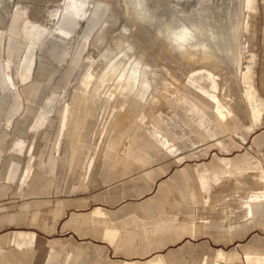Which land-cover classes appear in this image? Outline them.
Here are the masks:
<instances>
[{"label": "rangeland", "instance_id": "1", "mask_svg": "<svg viewBox=\"0 0 264 264\" xmlns=\"http://www.w3.org/2000/svg\"><path fill=\"white\" fill-rule=\"evenodd\" d=\"M104 1L111 2L112 6L109 10L101 3L91 6L93 19L103 22V15L119 11L120 17L112 26L115 29L111 27L98 46L90 43L92 34L84 51L80 56H75L78 40L86 30V20L81 19L73 36L67 39L66 50L61 59L54 61L60 68L47 86H44L42 79L36 77L37 64L40 58L52 59L37 48L32 51L26 49L20 37L9 34L8 25L11 15L21 12L30 20L53 29L57 26L65 0H10L6 14L1 16L0 30L4 35L5 47L0 57V81L9 76L13 82L12 90L20 92L22 96L18 105L12 103L0 113V130L4 136L0 141V147L3 149L0 168L18 141L17 127L35 116L40 102L46 100L47 94L56 91L54 103H68V108L63 135L54 147L59 156L57 173L49 175L42 171L43 180L35 182L36 174L41 173L38 168L39 152H47L53 148L60 123L59 116L50 113L49 118L53 117V123L52 126H46L48 129L45 136H41L40 130L35 134L25 133L26 148L32 145L31 151L25 150L23 154L14 151V155L21 161L22 169L29 170L25 181H0V264H31V260L37 257L36 249L19 245L18 242L6 241L12 235L20 241L21 238L16 233L19 230L36 232L38 240L48 244L52 251L57 253L55 264H231L227 257L232 252L243 256L246 252H259L264 256V221L261 223L239 217L244 197L252 191L264 190V179L259 177V174L264 176V145L258 146L255 138L256 134L264 132V0H251L250 7L245 8L246 25L241 36L242 66L240 65L239 69L236 66L240 73L236 72L231 76L236 77L232 86L224 85L225 63H217L218 67L216 63H210L209 66V63H199L200 60L197 59H194V63L193 59L192 63L179 60L177 62L174 55L173 60L171 55L170 59L167 58L165 47L156 49L155 45L159 41L154 46L151 45L153 49L149 47L148 39L151 38L148 37L153 35L149 34L148 39L141 36L140 45L144 47L139 46V50H148V56L153 63H160V66L154 68L161 70L160 73L165 71L162 77L166 76L170 83L167 81L164 85L166 90L157 96L161 98L159 102L152 105L149 111H142L143 115L140 112V115H135L132 107L128 105L117 109L119 116L113 122L112 131L106 140L102 138V132L108 122L104 120H109L116 109L107 110L105 106H100L101 103L105 105L107 102L102 92L94 97L93 106L87 105V98H91L88 96L91 87L87 85L86 72L91 62L99 60L105 47L106 54L103 58L110 60L108 57L115 52L114 40L123 30L127 21L125 18L128 16L125 15L123 0H119L120 4L116 0ZM208 1L218 9L231 8L233 3H241V0H237L239 3L235 0ZM170 2L177 6L182 1ZM199 4L201 5L200 0H185L184 6L190 10L198 8ZM127 32L130 33L131 30ZM95 34L100 37L101 32ZM9 40L12 45L22 46L17 57L13 59L8 56ZM135 49L127 46L121 62L131 59ZM160 49L165 53L157 54ZM26 56H31L33 63L30 77L24 81L18 74V62L19 58L24 60ZM213 65H217V69ZM119 66L116 68L119 69ZM207 69L212 71L213 78L208 77ZM195 71L201 72L199 75L204 74L200 84L215 93L226 108L237 113L241 121L239 126L232 128L224 121H219L217 116L212 117L206 112L199 113L192 106L191 100L187 101V98L193 95L188 88V79ZM148 72L150 73V67ZM171 72L179 78L174 75L172 77ZM214 80L217 88H212ZM27 84H31L28 95L23 92V87ZM42 88L45 90L41 94ZM246 91L252 93L248 102ZM241 97L243 98L240 99ZM238 104L243 106L242 111H239ZM254 106L261 113L256 122L249 116ZM101 109L106 110L104 120L98 122L96 115ZM182 114L191 117L195 123H189ZM160 120L176 133L178 138L174 142L179 147L175 154L163 162L144 166L132 159V155L125 153L132 150L142 155L146 161L153 159L147 156L142 143L130 139L129 135L114 139L123 126L130 127L128 132L138 125L151 132L153 126L160 125ZM89 123L90 127H87ZM209 129L214 133L209 137L203 136L202 132ZM85 134L88 136L87 140L81 138V135ZM88 147L91 150L87 155ZM238 155L251 156L252 164L257 167L237 170L230 166ZM179 156H182L181 161L176 160ZM211 160H219L224 166H230V172L219 183L207 187L202 184V179L209 174L208 164ZM187 163L190 164L192 173L188 182L189 196L185 201L188 208L186 212H177L176 192L170 188L157 189V185L166 176L174 177ZM179 184L187 183L179 181ZM30 185H34L32 190ZM86 194H98L108 205L97 208L92 206L86 210ZM252 195L259 197L263 194L256 192ZM130 200L139 202L142 205L141 210L130 219L123 213L126 221L122 225H117L111 219L89 220L92 215L106 214L121 206L125 209L127 201ZM188 211L194 214L195 228L183 230L178 234H167L163 239L156 235L153 243L147 242L142 230L143 223L169 220L175 216L167 213H177L179 220H185L189 216ZM73 212H77L75 219L72 218ZM112 218L114 219L113 214ZM205 221L210 222L206 224L207 227H202ZM239 221L246 225L228 229L230 223ZM219 251L223 252V256L219 255Z\"/></svg>", "mask_w": 264, "mask_h": 264}, {"label": "crops", "instance_id": "2", "mask_svg": "<svg viewBox=\"0 0 264 264\" xmlns=\"http://www.w3.org/2000/svg\"><path fill=\"white\" fill-rule=\"evenodd\" d=\"M181 4H178L176 7L180 12L183 14H189L193 9H186L184 6L185 0H181ZM99 4L96 0H84L83 4L79 8H75L71 5V0H65L64 3V9L60 15V18L57 22V26L53 29H48L45 25H42L40 23L34 22L30 20L28 17H26L23 13H13L11 15V19L8 25V31L11 36L14 37H20L21 43L25 45V48L28 50H33L34 48H37L44 53H46L49 56L48 58H40L37 64V70H36V77L39 79H42L44 81V86H47V84L52 80L55 73L59 70L60 66L56 65L54 63L55 60L61 59V56L63 52L66 50L67 46V39L73 36V33L76 31V28L80 24L81 19L86 20V30L84 32V35L79 38L77 49L75 51V56H80L82 51L87 46L88 38L93 34L91 44L94 46H98L103 41L100 42V38L98 35H96V32H101L102 28L104 26V22L97 20L94 21L93 19V13H92V7L94 5ZM152 4L158 6L159 2L157 0H152ZM251 0H249L248 7H250ZM87 6V7H86ZM102 22V23H101ZM123 30L125 31H132V29L129 27L127 22L123 25ZM91 31V32H90ZM5 47L4 44V35L2 30H0V57L2 56L3 48ZM22 46H16L12 45L11 41L9 40L8 45V56L9 59H13L17 57V53L20 50ZM104 52H101V58L105 57L106 54V47L103 50ZM115 51V49H114ZM116 52V51H115ZM113 54V52L111 53ZM79 58V57H78ZM111 59V56L108 57ZM107 58V59H108ZM123 55L120 58L121 60L116 61L115 66L128 63V61H123ZM18 62V74L22 78V80H27L30 77V73L32 70V57L26 56V58L23 60V58H19ZM133 59V57H131ZM110 60H105V63L108 64ZM95 62H91L92 65ZM90 65V66H91ZM90 68V67H89ZM208 77L213 78L214 74L207 69ZM87 73L86 72V79H87ZM201 72L195 71L191 74V77H189L188 82V88L193 92V95H191L188 100H191L192 106L197 110L199 113L206 112L209 113L212 117L217 116L219 118V121H224L228 126L235 128L241 124V121L235 113L230 108H226V106L221 102L220 98L210 91V89L206 88L204 85L200 84V79L204 77V74L199 75ZM119 75V73H117ZM106 78L99 77L96 82L91 86L90 92L88 96L90 95L91 98H87L89 101L88 106H93L94 104V97L97 93L102 92L104 93L106 97V104L103 105V103L100 104V106H105V108L110 110V108H115L116 112L112 113L109 120H104V111L101 109L97 115L96 120L98 122L106 121L108 122L102 132V138L104 137L105 140L111 133V127L113 125V122L117 119L119 116V107L113 106L111 103V88H105L104 87V81ZM88 83V79H87ZM12 84L13 82L10 81V77L6 76L4 79L0 81V113L2 111H5L8 107L14 103L15 105L19 104V99L21 98L20 92H14L12 90ZM104 87V88H103ZM212 88H217V83L214 80ZM31 90V84H27L25 87H23V92L25 94H29ZM45 88H42L41 94ZM164 93V92H163ZM57 93L56 91H52L51 93L46 95V100L43 102L41 101L39 104L38 109L36 110L35 116L30 121H23L20 126L17 127V133H18V141L14 144L13 148L9 152V157L5 161L2 168H0V181H4L7 183L12 182H24L26 179L27 172L29 171L27 168L22 169L21 167V161L14 155V151L19 152L21 154L24 153L25 150L27 152H30L33 148L32 145L28 146L26 148V138H24L25 133H32L35 134L37 131H41V136H45L47 134L46 127L48 124L52 126L53 123V117L49 118L50 113L57 114L59 116V127L57 130V133L55 135L54 139V146L51 150L44 152L41 150L39 152V158L40 162L38 165L39 170L41 173L36 174L35 182H41L43 180L42 175L44 176V173H47L49 175H54L57 173L58 165H59V156L54 151V147L58 145V143L61 140V137L63 135V130L66 125V111L68 108V103H54L56 99ZM245 97L247 99V102L250 101L252 98V93L249 91L245 92ZM8 100L9 103H8ZM87 102V101H86ZM8 103V104H7ZM239 105V104H238ZM248 105V104H247ZM132 107L135 115L139 112L142 114V111H149L152 107L149 104H132L128 105ZM242 106V105H241ZM240 110L242 111L240 105ZM243 108V106H242ZM260 111L254 106L251 108V111L249 112V116L253 121H258L260 119ZM182 116L191 124H194L195 121L184 114ZM143 117V116H141ZM200 120L202 121V117H200ZM159 126H153V129L150 131L143 129L140 125L136 126L133 130H130V127L123 126L121 130L117 133L115 136V140H118L119 138H123L128 136L130 139H133L137 142L142 143L143 147H145L147 156H151L153 159L146 161V159L136 153L135 151H127L128 155H132V159L138 161L142 165H148L153 163H159L167 160L170 155L175 154L176 151H178L179 147H177L176 143L174 142L175 139L178 137L176 136V133L172 130L170 126L165 125L162 120L159 121ZM87 127H90V123L87 125ZM45 128V129H44ZM214 132L212 130H206L202 132L203 136L209 137ZM33 136V135H31ZM84 137L86 140L88 139L87 134L81 135V138ZM4 138L2 135V130H0V141ZM255 138L257 140V145L262 146L264 145V132H260L255 135ZM116 142V141H115ZM80 149V146L78 147L77 151ZM90 148L88 147V150L86 151L87 155L90 152ZM3 149L0 147V159L2 155ZM251 156H242L238 155L235 160L230 164V166H233L237 170H243V169H251L252 167H257L256 165L252 164V160L250 159ZM177 161L182 160V156H179L176 158ZM209 166V174L206 178L202 179V184L204 186L210 187L212 184L219 183L228 172H230L229 167H226L220 162L219 160H211L208 164ZM229 169V170H228ZM43 171V172H42ZM192 176L191 173V166L189 163H187L185 166L181 168L177 172V174L172 176H166L165 178L161 179L158 182L157 189H169L173 192H176L178 196V204L176 206L177 212L180 210H183L186 212V208H188V205L185 203L186 199L189 196L188 193V187H189V181ZM260 179H264L263 174H259ZM179 181H183L187 184H179ZM31 190L33 189L34 185H30ZM260 193L264 195V190L261 191H252L248 194L252 193ZM143 193V192H142ZM247 194V195H248ZM246 195V196H247ZM246 196L244 197V201L241 205L242 211L240 213L241 218L244 219H251L250 221H256V222H263L264 221V214L262 212H259L255 215L246 214V205L245 203H250L246 201ZM86 210L91 208L92 206L94 208L97 207H103L108 205L107 202L104 201V199H100L98 194H94L92 196H89L86 194ZM141 206L139 202L135 201H127V207L125 209L119 207L118 209L110 210L109 213L106 214H96L89 217V220L93 221H103L111 219L113 220L117 225H122L126 219L123 218V213L127 215V217L133 218L138 211L141 210ZM250 206V204H249ZM189 216L185 220H179L177 217V213L171 214L167 213L168 215H175L173 218H170L169 220H163L160 219L159 221H153L152 223L146 222L143 223V234L145 239L149 244L153 243L154 236H158L159 238L163 239L167 234L172 233H179L183 230H187L189 228H195L196 224L194 221V214L191 211H188ZM72 218L75 219L77 212H73ZM112 214L114 215V219L112 218ZM210 221H205L202 225V227H207V223ZM246 225V223H243L242 221L230 223L228 225V229L238 228ZM16 233L20 236L21 240L18 241L15 239L14 235L8 237L6 239L7 242H18L19 245H24L29 247L30 249H36L38 251L37 257H34L31 260V264H55V255L57 253H54L52 251V248L46 244L45 242L38 240L37 234L34 231H25V230H19L16 231ZM219 255L223 256V252L219 251ZM70 256L67 258L69 259ZM227 260L231 264H243V263H257V264H263L264 263V256H262L259 252H246L245 256L240 255L237 252H232L228 257ZM130 264V263H127ZM178 264H182L178 262Z\"/></svg>", "mask_w": 264, "mask_h": 264}, {"label": "bare ground", "instance_id": "3", "mask_svg": "<svg viewBox=\"0 0 264 264\" xmlns=\"http://www.w3.org/2000/svg\"><path fill=\"white\" fill-rule=\"evenodd\" d=\"M9 1L10 0H0V21L2 20L1 16L5 15L7 12ZM83 1L84 0H71V5L75 8H79L82 6ZM96 1L104 4L108 10L110 6H112L111 2H106L104 0ZM157 1L159 2L158 6L153 5L152 0H123L125 15L127 14L126 16L129 17V19H127V17L125 20H127L126 22L132 31L128 33L122 30L118 33L116 38L112 36L115 38L114 47L116 52L111 54V59L108 64L105 63L104 58H101V60L96 61L90 66V70L88 69V86L91 87L99 77L106 78L104 87L112 89L111 103L113 106L122 109L132 104L141 105L145 103L151 106L156 105L159 99H161L158 98L160 93H163L167 88L164 85L167 81L169 82V80L165 78V74L163 75L165 77H162L165 71L160 73L161 70L158 71L155 69L157 66H160V63H153L148 56V50L146 48L139 50L141 47L139 38L141 36L147 38L149 34L153 35V37H148L151 39L147 38L150 41L149 47L152 48V46L159 41L157 45H155L157 46L156 49L165 47L166 50L164 51L166 53L163 51L161 52L162 49H160L158 50L159 53L157 51V54L165 53V55H168V59H170V57L172 59L174 55L173 57H176L175 59L177 60L175 61L177 62L178 60L179 62L184 61V63L191 62L193 59L192 61L194 63V59H197L200 60L199 63L201 61L209 63V66H211L210 63H219L220 65L221 62L225 63V69H223L226 70V75L224 74L226 76V84L224 85L232 86L235 83L234 78L236 77L231 78V76H233L234 73L236 74V72L238 74L240 73L238 72L240 70L237 71L236 66H238L239 69L242 64L241 36L246 25L244 21L246 18L245 8L248 7L249 0H241V3L235 0L239 4L233 3L231 8H223V5V9H218L217 6H211L208 0H200L201 5L199 4L200 6L189 14L180 12L176 6L171 4L170 0ZM116 2L120 4L119 0H116ZM119 17V11H112L109 14L103 15L102 19H105L99 37L100 42L107 33H109L108 30L117 23ZM113 29H115V27ZM142 41L143 40H141V43ZM127 46H131L132 49L136 47L135 54L133 59H129L128 63L121 64L118 69L115 66L116 61L121 60L120 58L127 50ZM156 49H154V51H156ZM217 65H213V67L215 66L216 68ZM149 67L150 73L148 72ZM158 69L160 68L158 67ZM117 73H119V75H117ZM171 74L173 77L175 73L173 74V72H171ZM174 77L177 78L178 76L176 77L174 75ZM239 81H241V79H239ZM242 98L243 97L240 99ZM240 107L243 109L241 104ZM246 201L250 202L247 204L245 203L246 214L255 215L259 212H264V195L255 197L252 194H248L246 196Z\"/></svg>", "mask_w": 264, "mask_h": 264}]
</instances>
